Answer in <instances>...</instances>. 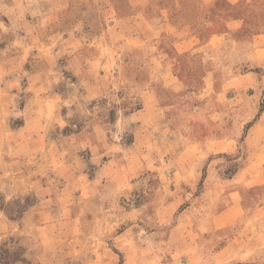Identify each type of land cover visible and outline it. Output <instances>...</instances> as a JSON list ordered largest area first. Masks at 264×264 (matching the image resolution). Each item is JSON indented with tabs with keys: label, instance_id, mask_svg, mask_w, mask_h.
<instances>
[{
	"label": "rangeland",
	"instance_id": "obj_1",
	"mask_svg": "<svg viewBox=\"0 0 264 264\" xmlns=\"http://www.w3.org/2000/svg\"><path fill=\"white\" fill-rule=\"evenodd\" d=\"M6 1L0 0V101L6 99L8 110L6 115L0 114V124L4 117L11 128L25 121L31 127L55 124L50 130V141L55 143L51 152L33 156L32 147L13 146L0 169V248L12 259L19 253L23 262L15 264H264V242L255 249L250 244L255 238L249 234L244 242L228 247L238 225L214 234L206 219L211 208L225 205V180L237 170L253 163L264 174L262 99L252 106L255 112L225 115V103L213 96L215 105L223 110L219 115L211 119L205 113L199 117L190 113L201 119L189 117L190 125L180 115L182 123H173L168 132L176 139L164 147V158L137 170L131 145L136 131L126 119L138 101L121 86L92 102L93 90L86 84L105 67L100 63L112 51L105 49L107 38L94 26L99 21H89L83 14L89 10L110 12L111 0H12L5 7ZM116 4L121 14L126 13V0H116ZM80 41L86 42L83 48ZM127 56L124 53L119 58L122 61ZM107 74L111 76L113 71ZM7 77L8 86L3 81ZM171 100L183 112L193 106L203 109L207 103L186 94ZM37 106L40 113L34 111ZM206 119L214 121V127ZM233 119L236 125L226 130ZM244 121L261 123L250 135L252 145L245 143L248 131L240 125ZM92 123L103 125L108 142L129 150L105 148L97 155L89 147L62 140L91 133ZM178 125L182 131L176 129ZM181 132L196 140L231 136L236 140L235 150L192 161L187 149L179 154L188 141L180 137ZM17 136L9 133L8 137L20 139ZM108 162L110 176L97 177L95 172ZM24 169L36 170L37 177L17 176ZM178 170L193 171L195 177H176ZM108 185L116 186L118 192L109 194ZM257 191L254 193H261ZM259 228L264 236V222Z\"/></svg>",
	"mask_w": 264,
	"mask_h": 264
},
{
	"label": "crops",
	"instance_id": "obj_2",
	"mask_svg": "<svg viewBox=\"0 0 264 264\" xmlns=\"http://www.w3.org/2000/svg\"><path fill=\"white\" fill-rule=\"evenodd\" d=\"M126 1L127 11L124 14H121L116 0H111L113 9L110 12L89 10L83 14L89 21H99L94 26L107 38L105 49L112 51L111 57L107 56L100 63V66L105 67H100L95 75H91L86 84L93 90L91 99L105 96L111 88L113 90L124 86L129 91L128 96L138 101V108L131 110L126 119L127 124L136 131L131 145L137 170L164 158V147L176 139L168 135V132L173 123H182L180 115L188 118L184 122L189 125V117L195 121L201 120L189 116L190 113L197 117L205 113L211 119L219 115L223 110L215 105L213 96L221 98L225 103V115L255 112L252 106L256 100L262 99L264 104V0ZM11 2L12 0H7L5 7L10 6ZM83 27L86 30L87 25L83 23ZM13 34L15 39L20 36L16 32ZM79 43L82 48L86 44L85 41ZM64 48L67 49V46ZM70 48L75 47L72 45ZM124 53L128 54L127 59L121 61L119 57ZM66 61H70V58ZM105 69L108 73L113 71V74H102ZM92 72L90 70L89 73ZM6 75L7 73L3 76ZM80 78L84 82L82 74ZM7 80L8 77L3 79L8 86ZM185 94L190 98L194 97L197 102L207 100L205 107L200 109L193 106L190 111L183 112L171 97ZM2 100L0 114L3 112L6 115L7 101ZM34 111L40 113L41 108L37 106ZM55 113L54 109L52 114ZM240 118L245 117H237ZM211 119L206 120L212 128L214 121ZM3 121L0 124V169L5 165V154L13 146H30L33 148V156L41 154V151H52L50 147L55 143L50 141V130H54V123L31 127L25 121L21 126L11 128L6 117ZM232 121L225 122L226 130H231L236 125L234 119ZM249 123L244 121L240 125L244 129ZM259 125L261 123H255L247 130L246 144L252 145L250 135L260 128ZM91 126L93 131L89 134H77L74 139L65 136L62 140L76 144L79 148L89 147L91 153L97 155L104 152L105 148L118 149L119 145L106 139L103 125L92 123ZM176 129L182 131L179 125ZM9 133L19 135L17 137L20 139H9ZM180 135L188 141L183 144L179 154L187 149L193 157L192 161L199 160L200 157L204 160L229 155L235 150L236 140L231 136L196 140L182 132ZM121 149L129 150L127 147ZM15 150L17 151L16 148ZM181 158L185 160L183 155ZM110 163L98 169L95 175L100 178L110 176L107 169ZM17 164L20 165L18 161ZM24 170L18 172L17 176L22 173L21 177H37L34 175L36 170ZM178 171L176 177L185 180L195 177L193 171ZM211 175L212 172H209L207 177ZM225 181V205L217 210L211 208L206 217L207 224L214 234L231 225H238L231 235L234 238L228 247H234V243L240 240L244 242V237L248 238L250 234L251 238H255L250 244H255L254 248L258 249L264 242V236L260 234L263 228H259L261 222H264V174L254 169L253 163H247ZM105 183L110 184L108 181ZM257 189L261 193H254L258 192ZM106 191L111 195L118 192L114 185H108ZM97 192L95 189V194Z\"/></svg>",
	"mask_w": 264,
	"mask_h": 264
},
{
	"label": "trees",
	"instance_id": "obj_3",
	"mask_svg": "<svg viewBox=\"0 0 264 264\" xmlns=\"http://www.w3.org/2000/svg\"><path fill=\"white\" fill-rule=\"evenodd\" d=\"M97 99H99V98L93 99L92 102H95ZM92 102H91V104H92ZM138 106H139V104L134 109L138 108ZM71 124H73V122H71L70 125ZM250 126H252L251 123L246 125L244 128V132H246L250 128ZM80 129H81V127H78V125H77L76 130L80 131ZM18 254L19 253H14L13 256H15V258L12 259L9 257V252L6 249L0 248V264H15L18 262H23V259H21L20 256H17ZM10 259H12V260H10ZM235 264H254V263H235Z\"/></svg>",
	"mask_w": 264,
	"mask_h": 264
}]
</instances>
